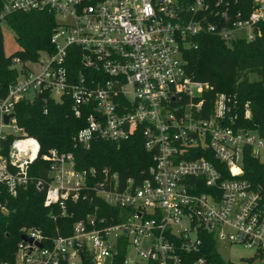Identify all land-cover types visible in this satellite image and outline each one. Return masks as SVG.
<instances>
[{"label": "built area", "instance_id": "obj_1", "mask_svg": "<svg viewBox=\"0 0 264 264\" xmlns=\"http://www.w3.org/2000/svg\"><path fill=\"white\" fill-rule=\"evenodd\" d=\"M13 12H46L56 27L52 52L21 70L12 60L18 77L0 99V215L29 185L39 156L15 117L22 102L44 97L85 114L74 137L84 149L139 131L151 164L124 177L79 170L72 154L50 150L47 179L35 183L44 206L64 215L67 203L87 202L91 212L68 236L21 228L27 241L20 238L11 264H215L198 256L208 235L216 248L255 250L239 264L259 260L264 186L243 174L250 160L264 167V137L237 122L238 112L251 118L248 102L225 93L208 101L213 88L192 77L186 52L205 35L228 47L260 40L264 50V0H4L0 22Z\"/></svg>", "mask_w": 264, "mask_h": 264}, {"label": "trees", "instance_id": "obj_2", "mask_svg": "<svg viewBox=\"0 0 264 264\" xmlns=\"http://www.w3.org/2000/svg\"><path fill=\"white\" fill-rule=\"evenodd\" d=\"M4 0H0V14ZM2 23L0 22V26ZM18 45L17 51L6 57L2 49L0 29V99L13 84L18 71L12 60L21 64L37 61L41 52H52L50 38L56 27L55 19L46 12H13L4 18ZM1 28V27H0ZM198 47L186 52L187 67L195 80L209 84L215 93L234 95L239 104L249 103L251 118L240 116L239 125L254 130L264 137V50L260 40L248 43L237 41L228 47L219 38L205 35L198 38ZM72 54V51H71ZM76 74L82 71L79 63L72 68ZM44 97L33 102H22L15 107V117L28 136L39 145V156L29 167L30 183L15 198H8L9 213L0 215V264H11L16 245L20 240V229L37 228L45 236L57 234L68 236L73 224L91 212L87 202L67 203L66 212L58 206H44V192L37 191L36 181L47 179L49 163L42 160L50 150L73 155L79 170L106 167L124 177L135 175L151 164V155L144 149V139L137 131L128 140L112 143L95 140L89 149L74 142L76 133L85 127L86 115L74 116L69 102L59 104ZM245 166L243 177L264 186V167L255 160ZM249 167V168H248ZM198 256L208 257L215 264H226L217 252L211 236H206ZM123 254L120 255V259ZM229 264V263H227Z\"/></svg>", "mask_w": 264, "mask_h": 264}, {"label": "rangeland", "instance_id": "obj_3", "mask_svg": "<svg viewBox=\"0 0 264 264\" xmlns=\"http://www.w3.org/2000/svg\"><path fill=\"white\" fill-rule=\"evenodd\" d=\"M2 34V49L6 57L17 51L18 45L15 42L14 33L4 24L0 26ZM217 252L224 261H229L234 264H239L246 259L256 256L254 249L244 248L240 246H229L223 243L217 244ZM254 264H264V253L259 257V260Z\"/></svg>", "mask_w": 264, "mask_h": 264}, {"label": "water", "instance_id": "obj_4", "mask_svg": "<svg viewBox=\"0 0 264 264\" xmlns=\"http://www.w3.org/2000/svg\"><path fill=\"white\" fill-rule=\"evenodd\" d=\"M6 119H7V118H6ZM6 119H5V120H6ZM20 238H21L22 240L27 241V238H26L25 236H21ZM107 264H108V262H107Z\"/></svg>", "mask_w": 264, "mask_h": 264}]
</instances>
